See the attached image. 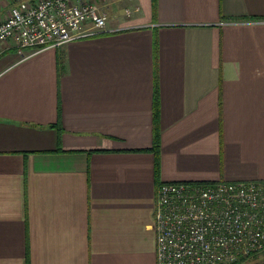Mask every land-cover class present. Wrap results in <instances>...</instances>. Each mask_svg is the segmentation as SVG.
Returning a JSON list of instances; mask_svg holds the SVG:
<instances>
[{
  "label": "crops",
  "instance_id": "obj_1",
  "mask_svg": "<svg viewBox=\"0 0 264 264\" xmlns=\"http://www.w3.org/2000/svg\"><path fill=\"white\" fill-rule=\"evenodd\" d=\"M106 9L0 57V264H157L162 182H264V0Z\"/></svg>",
  "mask_w": 264,
  "mask_h": 264
},
{
  "label": "built area",
  "instance_id": "obj_2",
  "mask_svg": "<svg viewBox=\"0 0 264 264\" xmlns=\"http://www.w3.org/2000/svg\"><path fill=\"white\" fill-rule=\"evenodd\" d=\"M109 1L0 0V57L107 32ZM154 229L157 264H264V182H162Z\"/></svg>",
  "mask_w": 264,
  "mask_h": 264
},
{
  "label": "trees",
  "instance_id": "obj_3",
  "mask_svg": "<svg viewBox=\"0 0 264 264\" xmlns=\"http://www.w3.org/2000/svg\"><path fill=\"white\" fill-rule=\"evenodd\" d=\"M155 107H154V147H153V151L155 153L156 156V176H157V180L159 179L160 173H159V155H160V140H159V105H158V97H157V87L155 89Z\"/></svg>",
  "mask_w": 264,
  "mask_h": 264
},
{
  "label": "rangeland",
  "instance_id": "obj_4",
  "mask_svg": "<svg viewBox=\"0 0 264 264\" xmlns=\"http://www.w3.org/2000/svg\"><path fill=\"white\" fill-rule=\"evenodd\" d=\"M260 262H257V263H255V264H259Z\"/></svg>",
  "mask_w": 264,
  "mask_h": 264
}]
</instances>
